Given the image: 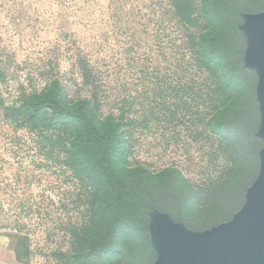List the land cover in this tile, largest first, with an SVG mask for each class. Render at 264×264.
Returning <instances> with one entry per match:
<instances>
[{"label":"rangeland","instance_id":"rangeland-1","mask_svg":"<svg viewBox=\"0 0 264 264\" xmlns=\"http://www.w3.org/2000/svg\"><path fill=\"white\" fill-rule=\"evenodd\" d=\"M168 3L0 0V264H69L70 228L83 217L86 182L60 150L57 133L28 123L20 108L53 86L71 98L89 97L99 112L116 116L127 138L122 158L129 167L158 171L173 165L201 185L218 180L230 165L209 133L194 138L195 127L171 121L169 100L178 104L179 98L166 78ZM255 3L259 9L243 22L249 62L255 49L251 25L264 15V0ZM261 110L264 132V103ZM261 163L260 154L243 204L220 223L196 230L155 210L149 232L157 255L166 226L204 232L233 223Z\"/></svg>","mask_w":264,"mask_h":264},{"label":"trees","instance_id":"trees-1","mask_svg":"<svg viewBox=\"0 0 264 264\" xmlns=\"http://www.w3.org/2000/svg\"><path fill=\"white\" fill-rule=\"evenodd\" d=\"M168 1L166 78L169 92L179 98L178 104L169 100L171 121L190 131L195 127L194 138L209 133L230 165L218 180L201 185L177 166L129 167L122 158L127 138L121 123L114 114L99 112L91 98H71L58 85L25 99L20 107L25 120L57 133L60 150L87 184L83 217L70 228L69 264H155L149 232L155 210L189 228L206 229L241 207L257 175L264 148L259 73L246 62L242 24L261 4Z\"/></svg>","mask_w":264,"mask_h":264},{"label":"water","instance_id":"water-1","mask_svg":"<svg viewBox=\"0 0 264 264\" xmlns=\"http://www.w3.org/2000/svg\"><path fill=\"white\" fill-rule=\"evenodd\" d=\"M251 30L255 49L250 62L247 58L246 62L259 73L258 93L262 107L264 15L255 18ZM260 134L264 138L261 128ZM261 159L260 174L248 190L249 201L233 223L220 224L204 232L166 226L161 236V252L155 264H264V148ZM189 238L193 242H189Z\"/></svg>","mask_w":264,"mask_h":264}]
</instances>
